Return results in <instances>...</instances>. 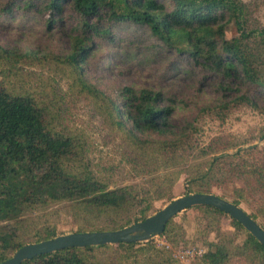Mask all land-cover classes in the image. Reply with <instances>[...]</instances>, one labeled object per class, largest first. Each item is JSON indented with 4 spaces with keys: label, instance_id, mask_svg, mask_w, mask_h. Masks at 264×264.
<instances>
[{
    "label": "trees",
    "instance_id": "trees-1",
    "mask_svg": "<svg viewBox=\"0 0 264 264\" xmlns=\"http://www.w3.org/2000/svg\"><path fill=\"white\" fill-rule=\"evenodd\" d=\"M9 5V12L23 7L48 14V27L62 21L66 5L77 15L80 34L71 38L63 61L70 85L93 102L108 134L119 141L123 168L141 181L121 185L115 175L95 170L84 135L62 129L54 89L44 86V99L30 89L14 88L5 81L8 71L0 70V263L25 245L60 236L55 220L61 212L70 219L72 233L120 230L150 217L156 202L176 199L178 184L182 196L214 194L240 207L264 230V147L250 145L254 138L215 136L197 146L185 130L175 127L173 103L160 92L123 87L106 94L82 75V65L100 41L113 46V29L133 26L157 42V52L176 57L169 70L174 75L197 69L219 80L217 91L227 100L223 105L258 110V99L264 98V26L245 28L243 3L9 0ZM231 24L235 34L227 39ZM133 53L139 54L138 49ZM188 211L215 235V241H204L206 251L198 264H264V246L228 215L206 206ZM224 220L234 234L243 236L240 244L222 233ZM161 237L172 247L185 242L174 219ZM153 240L64 249L22 264H177Z\"/></svg>",
    "mask_w": 264,
    "mask_h": 264
},
{
    "label": "rangeland",
    "instance_id": "rangeland-1",
    "mask_svg": "<svg viewBox=\"0 0 264 264\" xmlns=\"http://www.w3.org/2000/svg\"><path fill=\"white\" fill-rule=\"evenodd\" d=\"M239 1L246 7L245 28L263 27L264 0ZM10 6L9 0H0V70L8 71L5 81L14 88L30 89L44 99L47 97L43 96L44 86L52 87L59 102L62 129L67 133L80 131L84 135L93 168L103 174L115 175L121 185L139 183L141 178H131L130 169L123 168L119 141L108 134L93 102L78 95L70 85L68 68L63 61L70 53L71 38L80 34L77 15L66 5L62 21L48 27V14L23 7L12 8L9 12ZM232 27V24L228 27L227 39L235 34ZM113 32L117 36L115 44L106 47L100 41L99 49L82 65V75L89 85L106 94L123 87L136 92L143 89L160 92L167 103H173L175 127L185 130L197 146L207 144L215 136H229L254 138L249 141L250 145L264 147V140H260L264 135L263 97L258 99V110L244 105H223L222 102L227 100L217 91L219 80L216 77L197 69L174 75L169 70L176 57L157 52V42L144 30L120 25ZM136 49L139 54L134 55ZM178 191L179 187H176ZM214 193L220 194L216 190ZM166 205L156 202L152 215ZM181 214L174 221L181 224L185 242L172 247L162 237H156L154 244L169 251L177 264H198L206 251L204 241H215V235L198 225L192 211ZM55 221L60 236L73 232L64 212ZM220 228L223 234L234 236L237 245L242 242L243 236L234 234L228 220H224Z\"/></svg>",
    "mask_w": 264,
    "mask_h": 264
},
{
    "label": "water",
    "instance_id": "water-1",
    "mask_svg": "<svg viewBox=\"0 0 264 264\" xmlns=\"http://www.w3.org/2000/svg\"><path fill=\"white\" fill-rule=\"evenodd\" d=\"M206 206L228 215L238 222L259 244L264 246V230L240 207L234 206L214 194H187L174 199L164 208L142 222L115 231L71 233L53 239L29 244L18 249L12 257L0 264H22L37 256L60 250L118 245L121 243H144L163 234L166 224L180 213L193 207Z\"/></svg>",
    "mask_w": 264,
    "mask_h": 264
},
{
    "label": "crops",
    "instance_id": "crops-1",
    "mask_svg": "<svg viewBox=\"0 0 264 264\" xmlns=\"http://www.w3.org/2000/svg\"><path fill=\"white\" fill-rule=\"evenodd\" d=\"M176 187H179V191L178 192H176ZM174 193H175V195H177V198L182 196L181 195V186H180V184L175 186Z\"/></svg>",
    "mask_w": 264,
    "mask_h": 264
}]
</instances>
